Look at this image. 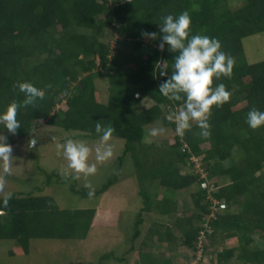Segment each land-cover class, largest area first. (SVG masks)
I'll return each instance as SVG.
<instances>
[{
    "label": "trees",
    "instance_id": "16d2710c",
    "mask_svg": "<svg viewBox=\"0 0 264 264\" xmlns=\"http://www.w3.org/2000/svg\"><path fill=\"white\" fill-rule=\"evenodd\" d=\"M185 10L190 34L219 38L235 59L230 76L214 77V85L224 83L230 97L212 106L208 136L196 121L180 136L175 113L183 101L159 91L167 78L160 73H171L176 55L159 48V23L164 15ZM143 30L158 36L144 37ZM259 34L264 35V0H0V111L12 101H26L19 82L34 84L47 96L38 107L21 111L19 133L0 124V134L14 148L33 138L31 128L37 132L43 122L96 139L99 120L125 141L117 171L94 196L120 180L129 155L142 197L129 251L137 249L133 240L141 236L145 213L168 220L152 222L137 261L116 253L101 260L115 255L121 264H175L173 251L197 252L202 242L212 264H264V125L247 123L251 108L264 110V47L252 44L261 40ZM99 76L108 79L106 102L96 85ZM144 99L151 103L143 106ZM63 101L66 108L59 107ZM160 120L171 135L147 143L149 127ZM50 177L13 192L11 208L0 197V241L15 242L13 257L30 254L33 239H83L93 224L96 208H62ZM189 189L193 205L181 210L176 194ZM71 190L91 195L86 188ZM149 245L173 256L144 249ZM74 259L67 264H87Z\"/></svg>",
    "mask_w": 264,
    "mask_h": 264
},
{
    "label": "rangeland",
    "instance_id": "374dc122",
    "mask_svg": "<svg viewBox=\"0 0 264 264\" xmlns=\"http://www.w3.org/2000/svg\"><path fill=\"white\" fill-rule=\"evenodd\" d=\"M240 3L244 0H233ZM263 34V33H262ZM261 40H256L252 44L264 47V35ZM250 43V42H249ZM96 85L100 93L102 101H107L108 96V79L103 76L96 78ZM150 100L144 99L143 106H148ZM59 107L66 108L65 102H61ZM142 107V106H141ZM162 128L163 132L152 135L150 130L152 127ZM149 134L146 135L145 141L159 142L163 138L171 135L168 127L164 126L162 121L154 123ZM75 131H66L57 126H51L41 122L35 136L38 143L36 148H31L30 141L22 140L14 146L13 169L15 173L8 175L3 171V162L0 161V181L6 185L7 192H19L32 185L33 182L39 186L50 175L49 187L54 183V187L58 189L56 198L62 208L68 209H84L96 208V215L88 234L83 239H33L31 244V252L27 255H10L9 250L15 244L12 240L0 241V264H67L75 261L74 258L84 260L87 264H121L120 261L114 259L115 255H111L108 259H103L105 253L117 254L123 256L126 254L127 262H135L138 260L141 249V242L147 235V230L152 222L160 220L167 222L168 218L161 214L145 213L144 223L141 226V236L134 241L137 249L129 251L132 244V236L136 221V213L140 207L142 197L139 194V187L135 177L136 167L131 156L124 158V165L121 167V178L109 190L95 197L94 192L101 188L109 178L117 171L118 157L122 154L125 141L112 135L109 143L113 144V156L105 161H97L95 147L100 143V137L96 139L86 138L78 135ZM83 140L92 149L89 156V163L97 165V171L94 174L85 175L77 174L75 170L68 167L69 161L63 155V150L57 147L66 139ZM201 169V168H200ZM202 170V169H201ZM52 172L60 175L59 181ZM205 174V173H204ZM57 182H62L57 183ZM72 185L77 189L86 188L91 192L90 196H84L71 190ZM31 188V186H29ZM194 187V186H192ZM195 188V187H194ZM26 188L24 189V191ZM157 190V189H156ZM159 197L162 193L158 192ZM4 193H0V197H4ZM178 197L179 208L184 210L186 205L192 206L190 197V189L176 194ZM187 201V202H185ZM101 221L99 224L96 222ZM159 249V246H146L144 249ZM163 249V250H162ZM159 256H173L170 251H165L162 247L159 249ZM158 251V252H159ZM175 264H212L211 257L203 254L199 257L197 252L191 250H183L182 248L173 251ZM177 252V253H176Z\"/></svg>",
    "mask_w": 264,
    "mask_h": 264
},
{
    "label": "clouds",
    "instance_id": "9594fccd",
    "mask_svg": "<svg viewBox=\"0 0 264 264\" xmlns=\"http://www.w3.org/2000/svg\"><path fill=\"white\" fill-rule=\"evenodd\" d=\"M191 22L187 10L178 15L168 13L161 18L158 46L161 50L167 46L176 55L171 73L169 74L167 70L160 73L167 78L159 84V91L170 100L183 101V107L175 113L176 132L180 136L192 127V121L198 122L202 135L208 136L211 127L208 117L212 106L221 105L230 97V92L224 83L214 85V77L230 76L235 59L222 50L219 38L207 34H190ZM142 36L156 39L158 33L143 30ZM17 87L27 98L26 101L23 105L12 101L6 110L0 111V124L13 133H19L24 127L20 120L22 110L36 108L47 100L44 90L30 82H19ZM247 123L251 128L264 125V110L251 108L247 113ZM31 131L36 133L34 128H31ZM95 131L100 134L101 141L95 147L96 160L105 161L113 156L114 146L109 141L114 129L110 125L101 124L98 120ZM163 131L162 128L154 127L150 133L156 135ZM37 143V136H33L29 146L36 148ZM57 147L63 150V155L69 161L68 167L77 174L82 172L88 175L97 171V165L89 163L92 149L83 140L68 138ZM14 153L13 145L5 135L0 134V161L3 162V171L8 175L13 174ZM0 193L5 194V207L11 208L16 196L6 191V185L2 181H0ZM200 245L197 253L202 257V242Z\"/></svg>",
    "mask_w": 264,
    "mask_h": 264
}]
</instances>
